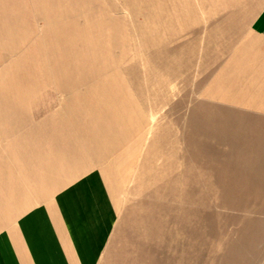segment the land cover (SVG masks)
I'll list each match as a JSON object with an SVG mask.
<instances>
[{
  "label": "rangeland",
  "instance_id": "374dc122",
  "mask_svg": "<svg viewBox=\"0 0 264 264\" xmlns=\"http://www.w3.org/2000/svg\"><path fill=\"white\" fill-rule=\"evenodd\" d=\"M225 1L190 0V20L158 37L182 61L190 53L163 92L140 77V102L120 77L136 123L123 112L132 103L113 109L95 89L105 75L59 76L94 68L77 55H99L96 33L102 46L117 37L119 70L137 63L146 0H0V230L94 171L116 210L99 264H264L262 64L243 41L250 0ZM157 132L160 152L148 154Z\"/></svg>",
  "mask_w": 264,
  "mask_h": 264
},
{
  "label": "crops",
  "instance_id": "0c3cea01",
  "mask_svg": "<svg viewBox=\"0 0 264 264\" xmlns=\"http://www.w3.org/2000/svg\"><path fill=\"white\" fill-rule=\"evenodd\" d=\"M243 14V41L262 64L255 79H264V0H250ZM115 223L104 182L89 171L0 230V264H99Z\"/></svg>",
  "mask_w": 264,
  "mask_h": 264
},
{
  "label": "bare ground",
  "instance_id": "6f19581e",
  "mask_svg": "<svg viewBox=\"0 0 264 264\" xmlns=\"http://www.w3.org/2000/svg\"><path fill=\"white\" fill-rule=\"evenodd\" d=\"M150 1L151 0H148V1L146 0L145 5H144L145 15L142 17V19L144 18L145 22L139 25L138 28H135L134 34H132L131 42L133 46L135 47V51H137L136 53L140 55V58L138 57L137 63L132 65V67L121 68L119 70L117 68L119 64V60H117L116 57H114V51L115 49L118 48L116 46L117 37L113 36V33H111L106 44L102 46V43L99 41L100 39L97 38V33H96L93 35L94 38H91V40L95 43L94 46L98 49L97 51H99V55L92 53L93 51L87 52V53L81 52L79 53L80 55L79 54L77 55L79 56V58L77 59L78 61L82 62L81 63L82 65L83 64L87 65L88 63H90L94 65V68L91 69V71L89 72L87 69L81 68L78 73H74L69 68L66 70V72L61 73L59 77H63V78L65 77L66 79H68L69 77L84 79L88 75L97 76V77L101 75H105L108 79V84L102 87L95 86L96 87L95 89L97 91L103 90L102 91L103 93L101 94L107 97V102H108L107 104L111 106V108L116 109L118 108L116 103H119V102H122V103L130 102V104L132 103L130 99L128 98V94H127L128 92L125 86L120 82V77H123V78L126 77L129 80V84L132 86L133 90L136 93L138 100L141 102L142 93L139 87L140 84L138 83V80L140 77H143L144 79L146 78V80L150 82H152V79L158 78L160 82L155 83V85L157 86L155 89L158 91L161 90L160 92H163L164 83H163L162 77L167 76V77L173 78L174 76L178 74L180 69H183L187 72L189 64H190V61H188V59L190 58L189 57L190 53L187 54V59L185 58V60L182 61L181 52L177 50H173V51L166 50L165 48L162 47V44H164L165 41L167 42V39H168L167 36H169V33H170V31L167 28L165 29L166 26L168 25L170 26L171 24H173V22H176L181 17H182L181 19L188 18L190 20V0H153L154 1L153 4H150ZM228 1L230 2L228 3ZM234 1L236 3V0ZM230 3H231V0H226L225 6L230 7ZM130 8L132 9V12L136 13L135 11L137 10L134 6L130 5ZM172 8L173 10H175L174 13L169 11V10H172ZM150 18H153L155 21L153 20L154 22L151 21L152 22L151 23ZM228 24L231 26H233V24H237V19L235 18V16H233L232 19L231 18L228 19L224 23V25H228ZM97 25H100L101 27V24L94 23V26H97ZM88 26L89 25H87L86 27ZM86 30L88 32V28ZM93 31L94 33L96 32L95 30ZM162 31H164L165 33H162ZM89 32L91 33V31ZM160 36L165 37V38L167 37V39L165 40L164 38H162L165 41H160L158 39V37ZM106 49L107 50L109 49V50H108V55L105 56L102 54L103 53L102 50H106ZM189 50L190 48L187 51L190 52ZM100 56H103L104 58L105 57L106 58L103 60L102 57ZM142 64L146 66V71L141 75L139 66H141ZM67 91L69 90H68V87L66 86L64 88V92H67ZM117 99H119V101H117ZM132 105H133L131 106L132 109H128L127 107L126 109L123 110V112L125 111L126 114L133 115L135 117L136 123H139V120L141 118L139 117V114L135 111V107L133 103ZM129 118L130 120L133 119V117L131 116H129ZM113 122L115 123V121ZM162 144H163V139L158 134V132L152 134V142L147 148V153L148 154L159 153ZM191 198L192 197L190 196V199Z\"/></svg>",
  "mask_w": 264,
  "mask_h": 264
}]
</instances>
